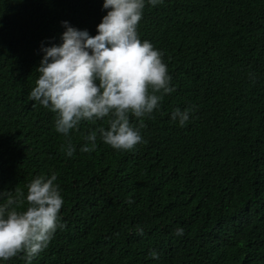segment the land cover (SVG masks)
Returning <instances> with one entry per match:
<instances>
[{"label": "trees", "instance_id": "obj_1", "mask_svg": "<svg viewBox=\"0 0 264 264\" xmlns=\"http://www.w3.org/2000/svg\"><path fill=\"white\" fill-rule=\"evenodd\" d=\"M103 3L0 0V192L26 196L55 173L64 201L65 226L31 264H264V0H145L138 38L163 53L175 91L143 118L146 143L98 139L88 153L84 137L106 119L66 137L28 96L42 43H62V21L95 36ZM175 108L193 109L183 127Z\"/></svg>", "mask_w": 264, "mask_h": 264}, {"label": "clouds", "instance_id": "obj_2", "mask_svg": "<svg viewBox=\"0 0 264 264\" xmlns=\"http://www.w3.org/2000/svg\"><path fill=\"white\" fill-rule=\"evenodd\" d=\"M162 2L147 0L151 6ZM144 7L145 0H104L102 8L108 11L95 36L62 21V43L41 45L44 55L35 70L39 76L28 99L56 114L55 130L69 137L82 121L107 120L106 129L98 127L84 137L82 152L94 151L98 139L114 150H133L146 143L141 135L143 118H151L164 95L175 91L163 53L138 38ZM192 111L175 108L171 119L183 127ZM132 117L140 123L134 125ZM65 147L71 157L76 149L70 138ZM56 180L55 173L33 179L26 196L22 191L15 197L10 191L0 192V198H6L0 204V261L22 255L31 264L48 247L57 228L65 226L58 217L64 201ZM136 231L143 235L139 226ZM183 234V228L176 229V236ZM150 256L159 259L155 250Z\"/></svg>", "mask_w": 264, "mask_h": 264}]
</instances>
